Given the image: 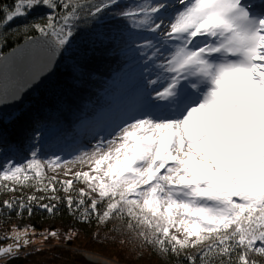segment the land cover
<instances>
[{
	"label": "snow or ice",
	"instance_id": "1",
	"mask_svg": "<svg viewBox=\"0 0 264 264\" xmlns=\"http://www.w3.org/2000/svg\"><path fill=\"white\" fill-rule=\"evenodd\" d=\"M37 6L51 9L46 23L25 30L46 38L53 55L79 21L104 13L146 33L136 44L144 58L141 94L111 139L73 157L89 170L72 179L48 177L46 168L67 161L41 158L35 147L23 162L5 161L0 190L53 195L5 199L0 213L31 215L33 203L63 199L85 222L93 215L126 220L143 244L178 264H264V7L254 10L248 0H13L0 7V30ZM40 71L10 75L3 65L0 103ZM74 181L86 185L75 197L55 195L56 184L68 193ZM39 207L51 213L56 206ZM21 236L27 232L4 236L17 243L0 247V255L17 257L28 243Z\"/></svg>",
	"mask_w": 264,
	"mask_h": 264
},
{
	"label": "trees",
	"instance_id": "2",
	"mask_svg": "<svg viewBox=\"0 0 264 264\" xmlns=\"http://www.w3.org/2000/svg\"><path fill=\"white\" fill-rule=\"evenodd\" d=\"M131 2L121 0V6ZM12 3L13 0H0V7H11ZM50 12L48 7L37 6L26 17L16 18L0 30V56L25 39L40 34L34 28L25 30V25L46 23ZM144 35L147 34L131 30L126 21L114 19L108 13L95 20L79 21L73 37L63 48V60L53 79L30 94L18 109L0 111V166L9 159L23 162L34 147L39 149L41 158L54 154L70 156L85 147L89 127L122 105L124 91L120 93L118 84H127L126 75L138 68V64L143 65L144 58L136 44L142 42L140 37ZM136 59L139 62L131 66ZM45 171L48 177L53 176ZM85 187L83 181H74L66 193L56 184L55 195L75 197V190ZM22 194L53 195L51 191L44 193L29 187L16 192L0 190V202ZM41 203L55 205V211L50 213L39 207ZM32 208L31 215L25 210L20 216L6 208L0 213V244L16 228H27L41 238L38 243L29 242L20 248H31L29 251L2 264H107L89 260L81 250L123 264H178L176 257L163 256L143 244L127 229L126 220L100 222L93 215L85 222L79 212L74 214L75 210H69L63 199L37 201ZM179 264H185L183 259Z\"/></svg>",
	"mask_w": 264,
	"mask_h": 264
},
{
	"label": "rangeland",
	"instance_id": "3",
	"mask_svg": "<svg viewBox=\"0 0 264 264\" xmlns=\"http://www.w3.org/2000/svg\"><path fill=\"white\" fill-rule=\"evenodd\" d=\"M262 1L264 2V0ZM248 2L254 5L255 0H248ZM261 7H264V3H258L255 6L254 10H259ZM138 62L139 61H137L136 59L135 61L131 63V66H134ZM137 66L138 68H136L132 73H129L126 75V78H127L126 81L128 82L127 84H124V83L118 84L120 88L122 89L120 93L124 91L122 93V100H121L122 105L117 107L115 112L111 114L110 116H106L104 119L96 118V120L97 119L99 120L96 121L95 124L90 126L88 129L89 141L87 142L86 146L81 148L80 150H77L75 153H73L70 156L61 155V157H63L64 161H67V163H64L62 161L59 168H46V170L48 171L50 175H55L63 179H72L73 178L72 173H75L81 170L88 171L89 170L88 164L86 163L81 164L79 161H75L73 157L78 156L81 152H90L92 148L96 145V143L101 139H104V140L111 139L110 134L114 133V130L117 128V126L122 124L124 120H127L129 116L135 114V109L137 107L138 99L141 94L140 85L142 83V75H143V72H142L143 65L140 66V64H138ZM137 81L138 83H136ZM121 102H119L118 104H120ZM120 117H123V120H119L118 118ZM82 126H84V124ZM104 128L106 129V131L104 130ZM100 133H102V135H98ZM66 171H69L68 175L64 174ZM16 231H21V232L26 231L27 232V236H21L19 240V243H21L22 245L24 244L25 239L28 240V243L26 246L29 245V242L38 243L39 241H41V238L36 236V234H32V231L27 228H16L10 232V236ZM30 237L32 239H30ZM15 243H17L15 239H8L7 241L1 242V247L7 246L9 244H15ZM19 251L24 253L23 250L19 249ZM81 252L84 253L85 256L93 262H103L107 264H123L117 261H112V260L110 261L92 252H87L83 250H81ZM88 255L93 256V258H96V260L89 258ZM5 262L7 261H4L3 263Z\"/></svg>",
	"mask_w": 264,
	"mask_h": 264
},
{
	"label": "water",
	"instance_id": "4",
	"mask_svg": "<svg viewBox=\"0 0 264 264\" xmlns=\"http://www.w3.org/2000/svg\"><path fill=\"white\" fill-rule=\"evenodd\" d=\"M29 38L0 56V69L6 64L10 75L28 67L39 68L41 71L34 80L30 77L26 78L27 82L17 92L15 98L9 97L3 103H0V111L3 113L21 107L30 94L52 80L63 60V48L53 55L51 48L44 42L46 38L42 37L41 34ZM47 39L54 41V38Z\"/></svg>",
	"mask_w": 264,
	"mask_h": 264
},
{
	"label": "built area",
	"instance_id": "5",
	"mask_svg": "<svg viewBox=\"0 0 264 264\" xmlns=\"http://www.w3.org/2000/svg\"><path fill=\"white\" fill-rule=\"evenodd\" d=\"M0 247H1V244H0ZM25 250H30L31 248H24ZM25 250H23V251H25ZM23 252H21V251H18V255H21ZM8 259H10L9 258V256H7V255H0V263L2 264L4 261H7Z\"/></svg>",
	"mask_w": 264,
	"mask_h": 264
},
{
	"label": "bare ground",
	"instance_id": "6",
	"mask_svg": "<svg viewBox=\"0 0 264 264\" xmlns=\"http://www.w3.org/2000/svg\"><path fill=\"white\" fill-rule=\"evenodd\" d=\"M254 5L256 6V3H254ZM119 120H123V117H120V118H118ZM32 247L34 248V245H32ZM88 257L89 258H92V259H94V260H96V258H93V256H91V255H88Z\"/></svg>",
	"mask_w": 264,
	"mask_h": 264
}]
</instances>
